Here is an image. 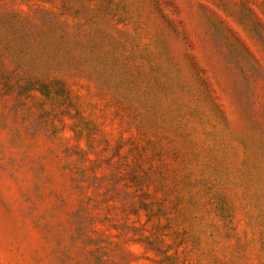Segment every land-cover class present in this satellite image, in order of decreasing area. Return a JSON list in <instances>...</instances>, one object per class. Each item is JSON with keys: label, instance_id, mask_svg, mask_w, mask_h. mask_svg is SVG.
Wrapping results in <instances>:
<instances>
[{"label": "rangeland", "instance_id": "rangeland-1", "mask_svg": "<svg viewBox=\"0 0 264 264\" xmlns=\"http://www.w3.org/2000/svg\"><path fill=\"white\" fill-rule=\"evenodd\" d=\"M0 264H264V0H0Z\"/></svg>", "mask_w": 264, "mask_h": 264}]
</instances>
